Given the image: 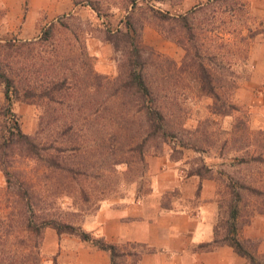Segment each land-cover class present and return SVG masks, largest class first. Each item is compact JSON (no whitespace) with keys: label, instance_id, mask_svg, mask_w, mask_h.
<instances>
[{"label":"rangeland","instance_id":"374dc122","mask_svg":"<svg viewBox=\"0 0 264 264\" xmlns=\"http://www.w3.org/2000/svg\"><path fill=\"white\" fill-rule=\"evenodd\" d=\"M140 56L166 113L164 140L146 144L143 163L137 97L113 96L124 63ZM199 64L226 113L213 112ZM0 65L19 89L10 102L0 82V264H68L70 251L74 264L102 263L84 253L101 249L43 227L44 218L102 236L92 230L97 214L148 199L164 172L165 183L175 174L210 180L218 239L231 234L235 208V234L253 261L241 257L264 264V0H0ZM16 121L40 156L12 143ZM163 181L170 206L180 192ZM117 246L120 264L138 261V246Z\"/></svg>","mask_w":264,"mask_h":264},{"label":"crops","instance_id":"0c3cea01","mask_svg":"<svg viewBox=\"0 0 264 264\" xmlns=\"http://www.w3.org/2000/svg\"><path fill=\"white\" fill-rule=\"evenodd\" d=\"M167 175L158 174L150 197L133 207L102 209L92 230L116 245L138 246L139 258L133 264H246L231 246L211 244L218 221V198L211 181L181 179L175 174L165 183ZM162 179L167 188L180 192L170 206L161 202ZM84 253L93 258L104 257L102 263L93 264H110L101 250ZM71 257L72 251L65 259L68 264H74Z\"/></svg>","mask_w":264,"mask_h":264},{"label":"trees","instance_id":"16d2710c","mask_svg":"<svg viewBox=\"0 0 264 264\" xmlns=\"http://www.w3.org/2000/svg\"><path fill=\"white\" fill-rule=\"evenodd\" d=\"M129 17V16H128ZM128 27H130L129 22H127ZM54 24L52 23L47 29L44 30L43 36L40 38L41 40H46L50 37L51 33L53 32ZM131 29V28H129ZM116 41L120 39L121 36H124L121 30H118L116 33ZM129 39L134 40L131 36V33L125 34ZM117 44V42H116ZM118 45V44H117ZM116 45V46H117ZM119 46V45H118ZM139 48V47H138ZM137 51L139 53V50ZM142 56H140L136 60L128 59L127 62L124 63L127 67V75L123 81V77H120V81L116 80L113 84H115V90L113 92V96H119V93L123 90H130L133 94L137 97V113L140 117V131L139 136L137 138V150L139 151L140 157L139 161L141 163L144 162V150L146 144L153 139L162 138L164 140V136L166 135V113L163 103L156 97V91L154 88L149 84L147 80V72L146 67L147 64L143 60H141ZM122 64V65H124ZM199 69L203 73L202 78V88L203 90L207 91L208 93L213 94L216 97V102L213 106L214 113H226L228 110L225 108L224 102H219L220 98L219 95L215 92V88L211 86L210 76L206 71L204 65L199 64ZM95 79L99 78V75H94ZM204 79V80H203ZM0 82L5 85V96L6 99L10 102H13L14 98L18 96L19 89L15 84L14 79L9 76L6 70L0 65ZM100 85V84H99ZM98 84H93V87L99 86ZM98 89V88H97ZM233 107V106H232ZM115 116L113 119L117 118ZM17 132H12V136H18L17 140L12 141V143H21L23 146L26 147L30 154L40 156V151L45 150L43 147L40 146V143L36 141L34 137H31L28 134L23 133L21 130V126L18 122H15V126H13ZM16 133V134H15ZM46 148V147H45ZM53 149V145L49 147ZM47 149V148H46ZM50 169H55L60 167L59 164L56 162L54 157H52L49 161ZM74 167L67 168L69 172H73ZM75 171H79V168H76ZM202 175L200 171L196 170L191 172V175ZM237 216V210L232 208V226L231 230L229 231V236L224 238V240H219L216 234L215 240L211 243L213 245L217 244H227L231 246L234 251L239 254L240 256L250 258L253 261V257L251 253L244 247L242 241L236 236L237 232V225L235 223ZM43 227L51 226L53 227L59 234L67 233L71 235H76L80 237L83 241H87L92 243L95 247L110 252L111 255V264H120L117 261V257L122 255L119 251L118 246L115 243L109 242L103 236L96 237L92 233L84 230L80 226H76L75 224L62 220L58 221L54 218H44L42 221ZM28 228L33 231H39V228L32 226L31 223L28 224ZM231 235V236H230ZM254 264V262H253Z\"/></svg>","mask_w":264,"mask_h":264}]
</instances>
